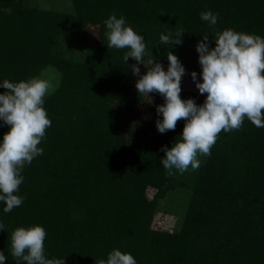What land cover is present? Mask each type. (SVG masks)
Returning a JSON list of instances; mask_svg holds the SVG:
<instances>
[{
    "label": "trees",
    "instance_id": "trees-1",
    "mask_svg": "<svg viewBox=\"0 0 264 264\" xmlns=\"http://www.w3.org/2000/svg\"><path fill=\"white\" fill-rule=\"evenodd\" d=\"M71 1L73 12L0 0V83L37 77L48 65L62 73L45 97L51 126L38 145L43 154L22 172L23 203L5 213L0 202L5 264H17L11 231L36 224L47 233L46 258L65 264H98L113 249L137 264H264V128L245 119L240 130L219 134L198 170L166 175L162 147L180 139L185 121L163 134L156 127L162 116L123 125L124 108L134 111L144 98L131 92L138 76L131 57L122 59L128 50L108 49L103 23L113 13L124 17L144 38L145 60L152 54L167 70L171 51L185 69L201 73L196 44L203 35L210 46L224 29L264 38V0ZM204 11L218 14L216 25L201 20ZM90 23L101 25L97 47L76 60L60 39L84 36ZM178 30L181 44L160 43L161 34ZM8 128L0 122V140ZM149 187L157 189L153 198ZM174 188L190 191L183 222L173 232L154 228L160 201Z\"/></svg>",
    "mask_w": 264,
    "mask_h": 264
},
{
    "label": "clouds",
    "instance_id": "clouds-1",
    "mask_svg": "<svg viewBox=\"0 0 264 264\" xmlns=\"http://www.w3.org/2000/svg\"><path fill=\"white\" fill-rule=\"evenodd\" d=\"M200 18L214 26L218 14L204 11ZM103 23L108 49H127L123 61L127 63L129 57L136 61L130 67L139 77L135 84L138 95L150 97V93H158L163 97L164 103L156 106L157 114L163 117L156 120L157 130L161 134L174 131L179 121H185L180 139L171 147H162L165 155L161 163L166 175L173 176V169L180 174L189 168L198 170L200 157L211 155L219 134L240 130L245 119L264 128V38L261 36L224 29L215 33V44L210 46L209 36L203 35L196 44L202 80H197L195 71L191 72L199 93L206 96L202 104H197L192 98L180 96L185 68L173 52L167 54V70L154 61L152 54L146 63L144 38L126 24L124 17L117 18L113 13ZM183 33L178 30L174 34H161L160 43L181 44ZM141 64L146 68L142 75ZM0 86L5 89L0 93V122L9 126L0 140V202L4 203L3 211L9 213L24 200L17 194L24 180V167L43 154L38 145L51 126L44 108L45 97L55 89L50 81L38 77L19 82L5 79ZM3 228L0 224V229ZM46 235L39 224L13 229L10 252L17 264H65L64 258H46ZM5 262L6 256L0 251V264ZM98 264L137 262L130 253L113 249Z\"/></svg>",
    "mask_w": 264,
    "mask_h": 264
},
{
    "label": "rangeland",
    "instance_id": "rangeland-1",
    "mask_svg": "<svg viewBox=\"0 0 264 264\" xmlns=\"http://www.w3.org/2000/svg\"><path fill=\"white\" fill-rule=\"evenodd\" d=\"M27 5H38L42 7L52 8L53 6L60 8L64 11L73 12V4L71 0H24ZM101 34V25L99 23H90L84 29V36H68L63 35L60 39V47L65 50L66 54L72 56L76 60H83L88 53L95 52L97 47L98 38ZM133 64L136 63L131 58ZM148 59L145 60L147 63ZM141 75L144 73V65H139ZM190 69H185V74L181 80V93L182 99L192 98L197 104H202L205 100V95H201L195 86V82L191 78ZM196 72V71H195ZM197 73V80H202L199 72ZM61 71L54 65H48L37 76L41 79H46L51 82L53 88L56 90L61 84ZM139 79L137 77L136 81ZM136 81L133 83L131 92H137L135 87ZM54 90V91H55ZM53 91V92H54ZM52 93V92H51ZM151 97L143 96V100L137 104L136 109L131 111L124 108L122 123L124 126L130 124H147L148 121H153L155 117L162 116L156 112V106L162 104L157 101L152 93ZM158 102V103H157ZM157 189L153 187L148 188V195L153 198ZM190 191L187 188H174L171 189L168 195L160 201L159 207L155 212L153 227L167 231H176L180 228L186 209L188 206Z\"/></svg>",
    "mask_w": 264,
    "mask_h": 264
}]
</instances>
